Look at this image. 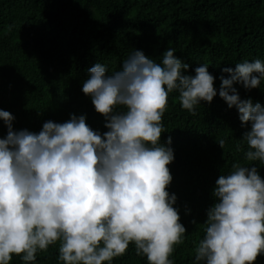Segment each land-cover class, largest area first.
Here are the masks:
<instances>
[{"label": "clouds", "instance_id": "9594fccd", "mask_svg": "<svg viewBox=\"0 0 264 264\" xmlns=\"http://www.w3.org/2000/svg\"><path fill=\"white\" fill-rule=\"evenodd\" d=\"M175 52L167 48L157 62L133 50L110 74L99 62L88 68L82 91L104 117V132L75 113L44 122L38 133L14 130V115L0 109L7 128L0 138V264L13 255L35 264L38 252L57 244L62 264H112L130 244L148 264H174L187 230L168 191L172 138L161 142L173 92L193 116L218 94L247 127L236 151L248 163L235 162L216 179L192 264H255L264 256V104L242 99L234 86L261 88L264 61L224 67L229 75L219 77L217 90L207 63L192 74ZM218 144L223 149L225 141Z\"/></svg>", "mask_w": 264, "mask_h": 264}, {"label": "trees", "instance_id": "16d2710c", "mask_svg": "<svg viewBox=\"0 0 264 264\" xmlns=\"http://www.w3.org/2000/svg\"><path fill=\"white\" fill-rule=\"evenodd\" d=\"M169 47L192 74L207 63L218 90L219 77L229 75L224 67L264 61V0H0V109L14 115V130L38 133L44 122H65L75 113L86 114L94 130L107 131L104 117L82 91L88 68L99 62L110 74L133 50L160 62ZM234 86L242 99L264 104V81L250 92ZM178 95L168 96L161 142L172 138L168 191L178 197L174 206L187 232L170 259L192 264L216 179L233 163H248L236 151L247 127L218 94L210 104L197 105L195 116L181 107ZM6 134L0 119V138ZM219 140L225 141L223 149ZM259 168L264 175V165ZM58 254V244L50 246L37 253L35 264H62ZM10 264L23 261L13 255ZM112 264L148 262L130 244ZM255 264H264V256Z\"/></svg>", "mask_w": 264, "mask_h": 264}, {"label": "bare ground", "instance_id": "6f19581e", "mask_svg": "<svg viewBox=\"0 0 264 264\" xmlns=\"http://www.w3.org/2000/svg\"><path fill=\"white\" fill-rule=\"evenodd\" d=\"M63 104V103H62ZM97 114V113H96Z\"/></svg>", "mask_w": 264, "mask_h": 264}]
</instances>
